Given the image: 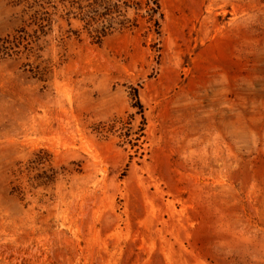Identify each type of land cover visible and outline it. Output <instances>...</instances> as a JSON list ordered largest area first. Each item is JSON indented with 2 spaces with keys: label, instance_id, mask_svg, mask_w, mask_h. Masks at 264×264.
<instances>
[{
  "label": "rangeland",
  "instance_id": "obj_1",
  "mask_svg": "<svg viewBox=\"0 0 264 264\" xmlns=\"http://www.w3.org/2000/svg\"><path fill=\"white\" fill-rule=\"evenodd\" d=\"M27 1L0 0V264H264V0H137L100 43Z\"/></svg>",
  "mask_w": 264,
  "mask_h": 264
},
{
  "label": "trees",
  "instance_id": "obj_2",
  "mask_svg": "<svg viewBox=\"0 0 264 264\" xmlns=\"http://www.w3.org/2000/svg\"><path fill=\"white\" fill-rule=\"evenodd\" d=\"M67 2V5L63 7L66 12L63 19L67 26L70 25V18L77 21L81 25V30L88 32L96 43H100L113 32L125 28L126 15L130 8H141L137 0H69ZM147 3L152 4L151 0ZM23 6V12L30 13L27 20L36 28L44 22L50 23V17L55 14L56 10L55 7H51L53 11H49V5L44 0H30ZM156 10V8H150L151 13H155ZM22 32H24L23 27L18 33ZM33 32L35 33L36 30ZM79 32V29L75 31L77 34Z\"/></svg>",
  "mask_w": 264,
  "mask_h": 264
}]
</instances>
